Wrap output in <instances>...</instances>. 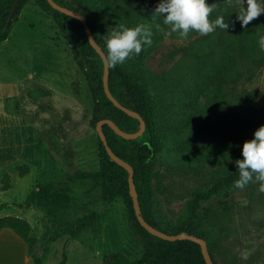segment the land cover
I'll use <instances>...</instances> for the list:
<instances>
[{
    "label": "trees",
    "instance_id": "16d2710c",
    "mask_svg": "<svg viewBox=\"0 0 264 264\" xmlns=\"http://www.w3.org/2000/svg\"><path fill=\"white\" fill-rule=\"evenodd\" d=\"M34 1L36 6L52 18L61 29L69 45L74 64L85 76L94 103L92 124L112 120L122 131L134 133L139 130V120L116 108L108 99L103 88L104 66L101 57L90 45L82 23L52 8L47 0H19L12 21L8 17L15 0H0V43L4 42L13 23L23 7ZM58 5L71 9L87 20L93 38L107 55L105 37L113 28L123 25L135 28L143 24L153 32V44L124 64L109 68L108 86L112 96L124 107L138 113L145 122L143 134L132 140L118 136L108 125L102 126L108 146L113 153L128 163L134 171V184L138 195L141 214L153 227L169 233H186L203 238L213 264H228L226 237L195 232V226L202 220V212L227 214L231 210L230 200L236 188L233 182L239 178L237 160H242V145L253 139L254 132L264 126V111L255 95L249 91L239 93V86L252 81L264 64V50L259 40L264 36V14L249 25L241 28L237 20L239 7L232 0H205L215 4L210 21L223 15L229 28L219 27L201 36L195 31L194 37L183 49L182 56L162 74L151 72L145 61L164 38L163 17L153 15L161 0H53ZM264 5V0H258ZM246 8V0H245ZM160 25V29H157ZM197 36V37H196ZM205 101L201 102L199 97ZM214 132L211 140L204 137ZM99 170L97 172L78 171L65 180L50 181L27 195L20 206L44 207L49 216L67 209L72 183L75 178L91 179L100 188L101 199L111 203L122 199L127 209L128 220L139 238L143 253L139 259L130 260L116 252L106 254L103 264H206L197 243L179 239L162 240L148 233L139 223L129 194L128 173L107 154L100 138ZM199 147V148H198ZM174 153L184 159L205 160L216 163L217 168L204 185L195 191L185 203L182 213L173 220H166L158 206L159 158ZM19 176L30 171L28 164L16 167ZM10 175L2 180L1 191L10 188ZM215 198L218 205L203 208ZM106 218H98L96 213L79 218L71 230L73 236L90 229L95 239L101 238V228ZM11 229L28 245V252L35 264H44L48 247L53 239L46 240L44 255L34 256L36 238L31 235L30 223L17 216L0 217V230ZM62 262L60 264H63Z\"/></svg>",
    "mask_w": 264,
    "mask_h": 264
},
{
    "label": "rangeland",
    "instance_id": "374dc122",
    "mask_svg": "<svg viewBox=\"0 0 264 264\" xmlns=\"http://www.w3.org/2000/svg\"><path fill=\"white\" fill-rule=\"evenodd\" d=\"M169 30H164V38L145 61L155 74L169 70L194 39H180L178 33L168 36ZM22 80V95L5 99L6 111L11 114L6 129L11 137L9 145L0 149V188L6 173L11 186L6 191L0 189V204H11L0 211V216H18L30 223L31 235L37 240L32 254L38 258L44 255L46 240L53 239L47 245L44 264H60L63 258V264H103L106 254L116 252L130 260L139 259L143 249L130 226L124 201L119 198L104 203L100 188L91 179L75 178L67 209L54 216H49L44 207L18 205L46 182L65 180L78 171L99 170V136L92 124L94 103L85 76L74 64L61 29L34 1L23 7L8 39L0 43V81ZM238 89L239 93L252 92L264 111V64L252 81ZM199 99L205 101L203 96ZM214 132L204 139L211 140ZM8 157L24 158L26 162L16 159L11 163ZM23 164H28L30 171L21 177L16 167ZM216 168V163L164 153L157 165V203L164 219L179 217L185 203ZM258 189L259 183L235 189L229 213L202 212V220L195 226L197 233L226 237L228 264H264V193ZM220 200L215 198L203 208L218 205ZM91 213L106 218L101 238L95 239L90 229L73 236L76 221ZM28 255V264H35Z\"/></svg>",
    "mask_w": 264,
    "mask_h": 264
},
{
    "label": "clouds",
    "instance_id": "9594fccd",
    "mask_svg": "<svg viewBox=\"0 0 264 264\" xmlns=\"http://www.w3.org/2000/svg\"><path fill=\"white\" fill-rule=\"evenodd\" d=\"M232 4V0H227ZM239 7L237 20L241 28L246 27L252 21L264 14V5L258 0H235ZM215 11V4H206L205 0H161L154 9L153 15L163 17V24L169 27L166 35L178 33L180 39H187L190 32L195 31L201 36L211 34L219 27L225 32L229 24L224 16L219 15L215 21H210V14ZM160 29V25L156 26ZM153 32L151 28L143 24L135 28H127L123 25L113 28L105 37L107 55L104 57L108 68L124 64L133 56H138L144 47L153 44ZM261 50H264V36L259 40ZM242 160L235 163L238 166L239 178L233 182V187L244 190L250 183H259V191L264 193V126H260L253 134V139L242 145Z\"/></svg>",
    "mask_w": 264,
    "mask_h": 264
},
{
    "label": "water",
    "instance_id": "95a60500",
    "mask_svg": "<svg viewBox=\"0 0 264 264\" xmlns=\"http://www.w3.org/2000/svg\"><path fill=\"white\" fill-rule=\"evenodd\" d=\"M48 3L50 4V6L56 10H58L59 12L76 18L78 19L83 27L84 30L86 32L87 38L89 40L90 45L95 49V51L98 53V55L101 57L102 61H103V66H104V73H103V88H104V92L106 94V96L108 97V99L113 103V105L122 110L123 112H125L127 115L136 118L139 120L140 123V127L139 130L137 132L134 133H126L124 131H122L112 120L110 119H103L97 122L96 124V132L98 133V136L103 144V146L106 149L107 154L109 155V157L119 166H121L122 168H124L127 173H128V184H129V194L132 198L133 201V208H134V212L135 215L140 223V225L150 234L162 239V240H166V241H176L179 239H186V240H190L193 241L195 243H197L200 247L201 253L204 257L205 263L206 264H213V261L210 257V254L207 250V243L206 241L201 238V237H197L194 235H190V234H186V233H179V234H169L166 232H163L155 227H153L152 225H150L149 223H147L142 214H141V209H140V205H139V201H138V195H137V191L135 188V184H134V171L132 169V167L126 163L125 161H123L121 158H119L117 155H115L113 153V151L111 150V148L108 146L106 137L102 131V126L103 125H108L118 136L122 137L123 139H127V140H132V139H136L138 137H140L143 132L145 131V122L142 119V117L136 113V112H132L130 111L128 108L122 106L111 94L110 90H109V86H108V75H109V68L106 66L105 64V60L104 57L106 56L104 51L101 49V47L97 44V42L95 41V39L93 38V35L91 33V29L87 24V20L84 16H82L81 14L68 9L66 7L60 6L58 5L56 2H54L53 0H47ZM19 5V0H15V3L13 5L12 11L8 17V22L12 21L14 18V14L17 10V7Z\"/></svg>",
    "mask_w": 264,
    "mask_h": 264
},
{
    "label": "crops",
    "instance_id": "0c3cea01",
    "mask_svg": "<svg viewBox=\"0 0 264 264\" xmlns=\"http://www.w3.org/2000/svg\"><path fill=\"white\" fill-rule=\"evenodd\" d=\"M28 77L30 78V75ZM23 82H24L23 80L20 81L19 83H14L12 81H0V149H3L5 145H9L8 141L11 137V131L8 128L6 129V126L9 127L8 121L11 119V114L6 111L5 99L10 96H21L22 93L25 91L24 88L25 85ZM28 127L30 129L31 125H28ZM16 159H20V160L23 159L22 161L26 162L24 158L8 157V161H10L11 163L14 162V160L16 161ZM0 160L3 159L0 157ZM38 161L39 160H37V162ZM29 164L31 163L29 162ZM3 171L4 170H2V172ZM23 203L18 204L20 208H26L24 206H20ZM10 204L11 203L0 204V211L4 207L10 206ZM4 229H9V228H4ZM4 229L0 230V264H28V260L30 259L28 254L30 253L28 252L27 243L24 240H22L20 237H18L11 229L10 231Z\"/></svg>",
    "mask_w": 264,
    "mask_h": 264
}]
</instances>
